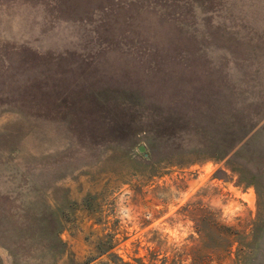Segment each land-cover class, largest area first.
Returning a JSON list of instances; mask_svg holds the SVG:
<instances>
[{"label": "rangeland", "instance_id": "obj_1", "mask_svg": "<svg viewBox=\"0 0 264 264\" xmlns=\"http://www.w3.org/2000/svg\"><path fill=\"white\" fill-rule=\"evenodd\" d=\"M0 264H264V0H0Z\"/></svg>", "mask_w": 264, "mask_h": 264}, {"label": "water", "instance_id": "obj_2", "mask_svg": "<svg viewBox=\"0 0 264 264\" xmlns=\"http://www.w3.org/2000/svg\"><path fill=\"white\" fill-rule=\"evenodd\" d=\"M139 151L140 152H143L144 151V148L143 147H139Z\"/></svg>", "mask_w": 264, "mask_h": 264}]
</instances>
